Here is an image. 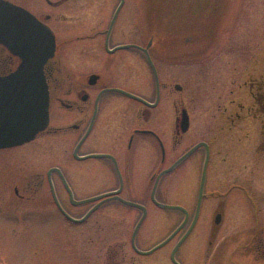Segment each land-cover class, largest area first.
Returning <instances> with one entry per match:
<instances>
[{"label":"flooded vegetation","instance_id":"obj_1","mask_svg":"<svg viewBox=\"0 0 264 264\" xmlns=\"http://www.w3.org/2000/svg\"><path fill=\"white\" fill-rule=\"evenodd\" d=\"M7 1L32 13L52 30L56 39L55 54L44 67L50 95V121L34 139L37 141L36 153L49 157L50 163L45 169L40 165L31 174L26 186L35 194L34 197L22 194L25 185L21 182L13 184L16 195L13 199L21 203L34 202L40 213L39 217H31L30 214V219L25 217L31 226L40 224L35 219H47V216L42 217L45 209L41 205L52 206L64 221L72 224H84L106 205H111V208L102 216H120L124 205L140 213L130 236L131 250L127 249L121 231L101 255V264H264V232L254 229L256 222L261 220V198L251 196L250 190L244 188L247 183L243 180H238L236 187L240 186L246 192L242 205L249 209L239 216L250 218L253 229L249 228L241 235L240 231H228L227 238L216 244L225 213L223 205L217 203L212 212L213 223L211 221L202 230L206 240V245H200L203 250L198 247L194 254L182 249V244L197 230L202 204L208 193L204 190L197 223L187 235L196 214L201 180L193 212L184 205V201L170 203L161 200L158 189L162 179L183 167L187 168L184 163L196 154H200L196 166L191 165L188 169H200L201 179L206 169V189L207 173L213 170L214 157L220 154V150H217L215 142L217 133L211 139L200 138L186 146V136L191 127L186 100L181 94L178 101H169L170 31L168 27L160 26V21L140 20L146 18V12L151 13L147 6L141 4L145 0ZM189 39L190 36L185 37V40ZM80 55L83 56L81 63L78 62ZM19 62L17 56L0 44V75L15 70ZM174 89L179 93L183 91L178 83L174 84ZM259 97L258 105L264 108V94ZM170 103L174 107L173 136L170 132ZM187 112L190 125L183 131L182 120ZM220 131L224 134V127ZM20 146L0 150L10 154ZM72 161L77 164L69 167ZM219 162L223 170L233 169L234 149L229 148L228 153H222ZM71 170L77 175V181L72 179ZM96 183L104 189L87 195L76 193L78 184L90 186ZM117 190L116 194L96 198ZM62 191L65 196L61 195ZM155 199L164 204L183 206L188 210V216L183 210L169 208L179 211L182 220L164 239L150 247L149 236H138L143 223L134 236L143 210L125 200L143 205L146 218L149 205H158ZM251 206H254V211ZM218 214L221 216L219 223L216 222ZM180 226L169 241L176 238L170 252H160L169 242L152 251ZM103 232L101 244L107 239ZM184 236L173 260L176 245ZM90 255L88 250L83 264H97Z\"/></svg>","mask_w":264,"mask_h":264},{"label":"rangeland","instance_id":"obj_2","mask_svg":"<svg viewBox=\"0 0 264 264\" xmlns=\"http://www.w3.org/2000/svg\"><path fill=\"white\" fill-rule=\"evenodd\" d=\"M141 4L149 8L151 16L146 12V18L140 20L160 21V26L168 27L170 31L169 101H178L181 94L186 100L191 114L186 146L200 138L211 139L216 133L218 137L215 142L220 154L214 157L213 170L207 173L205 191L208 198L203 201L196 232L182 244V249L194 254L198 247L203 250L200 245H206V240L202 230L211 221L213 223L212 212L217 203L223 205L225 213L216 244L227 238L228 231H240L241 235L249 228L253 229L250 218L239 216L249 208L242 205L246 192L240 186L236 187L238 180L247 183L244 188L251 191V196L261 198L259 213L262 216L254 229L264 232V108L258 105L260 94H264V0H145ZM187 36H190L189 40H185ZM82 57L80 55L79 63L83 62ZM177 83L183 87L182 93L175 91L174 84ZM170 113L173 136L172 103ZM221 127H224V134ZM36 143L32 140L10 154L0 150V264H83L88 250L91 260L101 264V255L121 231L127 249L131 250L130 236L140 213L124 205L120 216H102L111 208L106 205L84 224L64 221L52 206L41 205L45 209L42 217L47 216V219H35L40 224L31 226L25 217L29 214L40 216V213L34 202L21 203L13 199L16 196L13 184L19 181L25 185L21 190L25 197L35 196L26 185L40 165L45 169L50 163L49 157L36 153ZM229 148L234 149L235 166L223 170L219 156L228 153ZM199 157L200 154L192 156L184 163L187 168L162 179L158 189L161 200L184 201L193 212L201 170L188 167L196 166ZM75 164L77 162L72 161L69 167ZM70 173L77 181V175L72 170ZM100 186L98 183L78 184L76 193L92 194L104 189ZM213 191L215 193L210 194ZM253 208L250 209L254 211ZM26 218L30 219L29 216ZM181 220L179 211L151 203L138 236H149L151 247L164 239ZM103 231L107 239L101 244ZM175 241L176 238L160 252H170Z\"/></svg>","mask_w":264,"mask_h":264},{"label":"water","instance_id":"obj_3","mask_svg":"<svg viewBox=\"0 0 264 264\" xmlns=\"http://www.w3.org/2000/svg\"><path fill=\"white\" fill-rule=\"evenodd\" d=\"M0 44L20 59L15 70L0 75L1 149L30 142L48 126L50 121V95L44 67L55 54L56 39L52 30L40 22L32 13L7 0H0ZM155 74L157 78L156 70ZM179 87L177 85V88ZM189 125L190 118L187 112L184 113L182 120L183 131H186ZM198 146L193 147L180 161ZM205 182L206 169H204L201 179L196 214L187 235L197 222L204 196ZM117 192L118 190L101 194L96 198L116 194ZM155 192L156 186L152 193L153 197ZM70 193L72 195L71 191ZM125 202L143 210V215L134 231L135 236L145 218L146 208L138 203L126 200ZM155 202L162 207L183 210L188 216V210L183 206L164 204L156 199ZM220 221L221 216L218 214L216 222L219 223ZM180 228L181 226L162 243L155 246L152 251L168 243ZM186 236L176 245L172 256L173 260H175L176 250Z\"/></svg>","mask_w":264,"mask_h":264}]
</instances>
